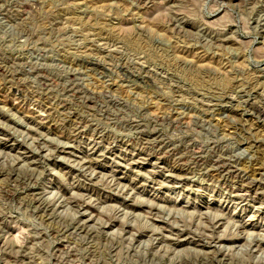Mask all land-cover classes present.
I'll return each instance as SVG.
<instances>
[{
	"label": "rangeland",
	"instance_id": "374dc122",
	"mask_svg": "<svg viewBox=\"0 0 264 264\" xmlns=\"http://www.w3.org/2000/svg\"><path fill=\"white\" fill-rule=\"evenodd\" d=\"M0 264H264V0H0Z\"/></svg>",
	"mask_w": 264,
	"mask_h": 264
},
{
	"label": "bare ground",
	"instance_id": "6f19581e",
	"mask_svg": "<svg viewBox=\"0 0 264 264\" xmlns=\"http://www.w3.org/2000/svg\"><path fill=\"white\" fill-rule=\"evenodd\" d=\"M258 113V112H257ZM240 195V194H239ZM244 197V196H243ZM247 198V197H246Z\"/></svg>",
	"mask_w": 264,
	"mask_h": 264
}]
</instances>
